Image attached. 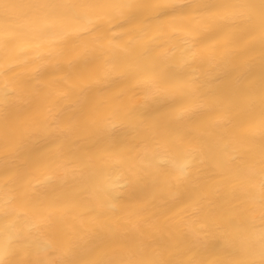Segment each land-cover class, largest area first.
I'll return each mask as SVG.
<instances>
[{
	"label": "snow or ice",
	"instance_id": "1",
	"mask_svg": "<svg viewBox=\"0 0 264 264\" xmlns=\"http://www.w3.org/2000/svg\"><path fill=\"white\" fill-rule=\"evenodd\" d=\"M18 7L28 9L22 20L0 23V112L33 100L70 99L74 87L93 79L135 81L148 98L176 94L173 106L151 122L153 144L143 149L137 170L151 177L155 191L125 218L143 216L153 200L178 201L191 189L173 213H185L194 237L212 231L220 242L207 259L169 262L159 253L146 255L141 241L119 252L101 248L81 264H264V0H35ZM33 25L39 42L31 39ZM218 73L226 86L206 91ZM109 161L123 163L120 154ZM120 179L105 176L92 193L90 218L112 236L141 228L105 222L106 212L116 214ZM4 192L8 242L0 245V264H69L71 237L36 236L60 206L30 203L37 188L27 179L20 194L25 204L44 206L28 219L13 207L14 191ZM65 202L64 208L73 206ZM213 204L219 211L196 223ZM193 221L203 231L192 228ZM143 227L161 230L155 220Z\"/></svg>",
	"mask_w": 264,
	"mask_h": 264
},
{
	"label": "bare ground",
	"instance_id": "2",
	"mask_svg": "<svg viewBox=\"0 0 264 264\" xmlns=\"http://www.w3.org/2000/svg\"><path fill=\"white\" fill-rule=\"evenodd\" d=\"M34 2L0 0L9 5L5 9L0 7V23L5 19L22 20L28 9L18 6ZM157 2L163 4L172 0ZM248 2L259 5L260 0ZM31 39L40 41L35 25ZM25 50L32 51L30 48ZM226 80L223 73H218L209 80L205 90L222 89ZM176 99V94L148 98L143 85L117 77L104 83L84 80L73 88L72 96L67 100L63 96L50 103L33 100L0 112V198L5 195L4 189L10 187L17 197L13 207L18 215L30 219L44 211V206L34 208L25 204L20 195L28 179L32 187L37 188L30 203L55 201L60 210L51 213L42 232L36 236H54L61 241L71 237L74 247L65 257L69 264H81L101 248L112 247L119 252L125 247H135L141 241L146 255L159 253L161 259L169 262L190 255L209 258L220 251V242L214 233L208 231L194 237L185 226L188 219L185 213L180 209L173 213L190 198L191 189L186 190L178 201L160 203L153 200L143 216L125 218L126 211L138 209L155 191L151 177L137 170L141 167L143 149L153 144L151 122L166 113ZM110 154H120L123 163L112 165ZM105 176L113 180L120 177L122 183L114 194L118 204L116 214L106 212L105 222L121 229L141 225L139 231L121 230L112 236L96 229L90 218L96 211L92 193ZM200 179H207L206 174L202 173ZM65 201H72L73 206L64 208ZM205 207L196 223L219 211L215 204ZM45 215H48L47 211ZM8 220L9 217L0 211V245L8 242L5 231ZM153 220L161 226L160 231L152 232L143 227ZM196 223L193 221L191 227L203 231Z\"/></svg>",
	"mask_w": 264,
	"mask_h": 264
}]
</instances>
